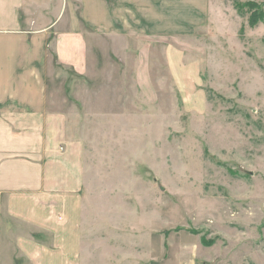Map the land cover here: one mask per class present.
Returning <instances> with one entry per match:
<instances>
[{
    "label": "rangeland",
    "instance_id": "obj_1",
    "mask_svg": "<svg viewBox=\"0 0 264 264\" xmlns=\"http://www.w3.org/2000/svg\"><path fill=\"white\" fill-rule=\"evenodd\" d=\"M202 3L152 40L151 83H131L122 36L87 29L81 71L49 47V106L86 160L81 264H264V0L189 20Z\"/></svg>",
    "mask_w": 264,
    "mask_h": 264
},
{
    "label": "crops",
    "instance_id": "obj_2",
    "mask_svg": "<svg viewBox=\"0 0 264 264\" xmlns=\"http://www.w3.org/2000/svg\"><path fill=\"white\" fill-rule=\"evenodd\" d=\"M197 1L0 0V264H81L83 257L86 160L66 134L64 114L49 106V47L81 71L94 52L91 29L122 36L127 45L118 52L134 59L131 83H151L152 40L188 34L180 21L208 19L202 3L189 20Z\"/></svg>",
    "mask_w": 264,
    "mask_h": 264
},
{
    "label": "trees",
    "instance_id": "obj_3",
    "mask_svg": "<svg viewBox=\"0 0 264 264\" xmlns=\"http://www.w3.org/2000/svg\"><path fill=\"white\" fill-rule=\"evenodd\" d=\"M258 16H259V14L255 13V15H253V16L250 18V22H251L252 24H254L255 22H257V20H259V19H258Z\"/></svg>",
    "mask_w": 264,
    "mask_h": 264
}]
</instances>
